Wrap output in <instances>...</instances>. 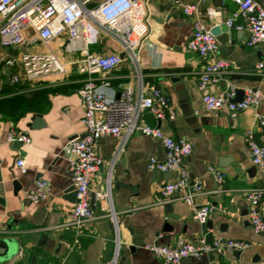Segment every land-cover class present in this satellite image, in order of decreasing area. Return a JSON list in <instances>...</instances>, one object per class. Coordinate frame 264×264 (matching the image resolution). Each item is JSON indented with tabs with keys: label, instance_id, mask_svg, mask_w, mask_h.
<instances>
[{
	"label": "crops",
	"instance_id": "obj_1",
	"mask_svg": "<svg viewBox=\"0 0 264 264\" xmlns=\"http://www.w3.org/2000/svg\"><path fill=\"white\" fill-rule=\"evenodd\" d=\"M148 1L151 28L148 41L138 50L140 65L145 84L161 88L170 99L176 119L159 121L145 111L142 122L167 136L190 141L193 152L180 168L163 173L148 167L152 157L166 160L162 141L137 133L121 149L117 138L105 136L98 140L96 152L102 164L91 184L95 218L81 230L64 224L69 221L75 193L69 169L71 141L86 133L82 123L85 105L78 93L87 79V74L80 71L82 57L65 55L59 41L49 48L39 47L37 51L56 55L65 64L66 73L30 80L23 61L34 53L33 49L0 46V198L4 200L0 203V243L9 239L19 244V252L10 264H109L116 256L115 221L119 228L115 264H166L146 248L154 243L174 246L180 239L196 241L204 235L209 241L221 236L248 242L252 247L243 252L227 250L187 258L182 264H264V234L252 230L245 195L248 189L264 190V174L252 164L245 142L246 131L254 130L264 146V127L258 122L264 103L237 118L227 111L209 112L203 104L205 95H218L232 88L238 90L241 99L244 88L264 91V71H255L256 65L264 62V48L249 47V33L232 28L231 41L220 44L218 54L230 67L218 83L201 90L204 65L213 58L189 52L193 19L177 4L195 0ZM256 1L264 6V0ZM237 9L234 0H210L202 6L201 16L212 30L227 23ZM91 51L124 57L120 45L106 35H100ZM2 59H13L16 65L7 66ZM8 68L10 81L5 75ZM14 77L18 82L13 81ZM111 78L108 97L118 98L125 85L135 86L134 65L124 57ZM39 116L43 126L35 124ZM11 130L29 135L32 145L8 143ZM20 156L27 160L26 174L16 167ZM211 166L225 174L223 184L208 172ZM182 168L202 182L203 194L195 204L211 203L215 209L205 226L194 219L193 208L180 199V194L166 201L161 195L162 187L178 179ZM39 180L49 182L51 195L35 204L27 197ZM260 210L264 215V199ZM6 253L0 250V254Z\"/></svg>",
	"mask_w": 264,
	"mask_h": 264
},
{
	"label": "built area",
	"instance_id": "obj_2",
	"mask_svg": "<svg viewBox=\"0 0 264 264\" xmlns=\"http://www.w3.org/2000/svg\"><path fill=\"white\" fill-rule=\"evenodd\" d=\"M210 0H195L194 3L182 4L186 16L193 19V35L188 42V50L202 58L212 56L206 63L199 81V88L206 90L210 84H216L228 70L230 63L221 59L220 43L211 28L201 16L202 6ZM238 9L227 21L228 27L235 30H246L249 33V47L264 48V6L256 0H234ZM150 11L148 0H0V46L3 48H49L58 40L64 39L63 52L68 55H81L80 71L87 74L78 93L85 105L82 123L86 129L83 137L71 141L70 173L74 189L77 193L69 221L64 226L81 230L95 218L91 203V184L99 172L102 160L96 152V143L105 136L121 140V149L130 138L142 133L146 137L163 142L166 149V160L158 161L152 157L149 169L168 173L177 170L192 154L193 145L184 138L167 136L161 129L153 128L142 122L143 113L149 111L157 120L176 119L170 99L161 88L147 86L143 74L139 48L148 41L150 34ZM100 35L113 38L121 47L122 53L135 68V86L125 85L118 98H109L108 91L112 88L111 74L123 63L121 54L109 55L93 53L91 47L98 44ZM152 46V44H149ZM7 66H15L13 59H2ZM26 76L30 80L47 77L53 74H65L66 66L59 58L47 52L32 53L24 57ZM256 72L264 71V62L256 65ZM14 77L13 81L18 82ZM238 90L218 95L207 94L203 104L207 111L217 113L227 111L232 118L242 112L258 109L264 103V91L244 88L243 98L235 101ZM260 127H264V113H258ZM8 143L20 142L32 145L29 135L11 130ZM245 142L249 148L252 164L264 174V146L256 137L254 130L245 133ZM16 167L22 174L28 171L27 160L20 156ZM208 172L218 184H223L225 174L211 166ZM193 208L194 219L202 226L206 225L215 213L211 203L201 206L195 204L198 196L203 194L202 182L193 179L190 172L182 168L178 179L167 182L161 189L164 200L175 194ZM51 186L46 180H39L36 187L28 194V200L38 204L49 198ZM249 204V217L252 230L257 235L264 234V215L260 205L264 199V190L248 189L245 192ZM116 256L119 253V228L115 221ZM162 235L158 236L160 239ZM248 242L226 239L215 236L211 241L202 236L196 241L180 239L174 246L154 243L146 249L166 264H182L187 258H202L227 250L243 252L250 249ZM22 254V253H21ZM20 254V255H21ZM11 261L0 264H10Z\"/></svg>",
	"mask_w": 264,
	"mask_h": 264
},
{
	"label": "water",
	"instance_id": "obj_3",
	"mask_svg": "<svg viewBox=\"0 0 264 264\" xmlns=\"http://www.w3.org/2000/svg\"><path fill=\"white\" fill-rule=\"evenodd\" d=\"M219 1L223 2V0H219ZM212 33L217 37L219 43L222 45L228 44L233 37V35L231 33V28L228 27V25L226 23L214 26L212 29ZM223 49H226V51H227L231 48H223ZM5 75L8 79V81H10V79H11V69L10 68H8L5 71ZM239 94H241V91ZM240 100H241V98H239V97H237L235 99V101H240ZM35 124H36V126H43V122H42L40 116L35 121ZM76 199H77V193L75 191L74 195L72 196L71 201L75 203ZM94 201H95V196L92 195V200H91L92 205H93ZM0 203L1 204L4 203V200L2 198H0ZM0 250H7L6 254H0V263L10 261L15 255L18 254L19 244H18V242L14 241V240H9V239L4 240V242L0 243Z\"/></svg>",
	"mask_w": 264,
	"mask_h": 264
},
{
	"label": "rangeland",
	"instance_id": "obj_4",
	"mask_svg": "<svg viewBox=\"0 0 264 264\" xmlns=\"http://www.w3.org/2000/svg\"><path fill=\"white\" fill-rule=\"evenodd\" d=\"M59 42H60V49L62 50V52H63V45H64V39H61V40H58ZM37 48H39L38 46L37 47H35V48H32L33 49V51L35 52V53H44L45 51H43V50H41V49H39L38 51H37ZM64 53V52H63ZM65 55H68V54H66V53H64ZM63 61V60H62Z\"/></svg>",
	"mask_w": 264,
	"mask_h": 264
}]
</instances>
